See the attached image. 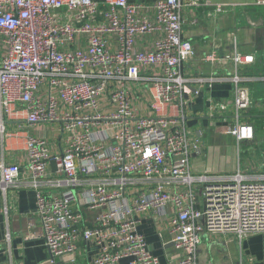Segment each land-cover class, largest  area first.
Listing matches in <instances>:
<instances>
[{
	"label": "built area",
	"instance_id": "2783aa9c",
	"mask_svg": "<svg viewBox=\"0 0 264 264\" xmlns=\"http://www.w3.org/2000/svg\"><path fill=\"white\" fill-rule=\"evenodd\" d=\"M201 6L216 18L264 0H0L2 138L17 134L8 121L25 120L59 123L65 140L58 153L40 137L25 141L27 182L37 192L35 215L52 264H75L80 241L91 240L99 245L95 264H162L138 230L148 212L174 213L170 242L180 255L169 264H197L206 231L240 242L264 234V154L241 161L242 144L254 150L257 142L245 118L253 105L248 82L264 75L241 74L239 66L256 55L243 53L235 32L221 60L236 71L220 78L234 83V100L208 97L207 103L209 115L227 121L236 137L238 166L227 174L191 171L198 146L188 137L185 108L200 93L194 83L219 80L182 70L192 55L184 12ZM247 18L264 25V18ZM153 34L151 49L137 48ZM130 82L151 94V115L132 107ZM105 97L111 113L100 108ZM112 137L116 144L107 146ZM22 178L20 164L0 158L4 192ZM86 210H99L91 224Z\"/></svg>",
	"mask_w": 264,
	"mask_h": 264
},
{
	"label": "crops",
	"instance_id": "0c3cea01",
	"mask_svg": "<svg viewBox=\"0 0 264 264\" xmlns=\"http://www.w3.org/2000/svg\"><path fill=\"white\" fill-rule=\"evenodd\" d=\"M208 10L209 7L201 6L188 8L184 12L183 36L191 42L192 55L183 63L182 70L195 78H219L194 83L200 93L191 96V102L185 108L188 137L198 146L193 152L191 171L194 174L217 175L237 169L238 147L236 137L227 127L228 122L209 115L207 98L227 102L234 100V83L220 79L232 76L236 71L232 61L221 60L231 52L230 34L233 32L238 35L243 53L256 55L254 63L239 66L241 74L254 77L264 75V25L253 26L247 18V14L254 19L264 18V6L248 11L239 7L216 18H210ZM156 38L155 34L142 38L137 48L151 49ZM248 85L253 105L245 118L254 124L257 142L252 144L254 150L247 142L243 143L248 148L247 158L264 154V81L255 79ZM128 90L132 107L138 109L141 116L151 115L153 98L145 85L130 82ZM100 108L105 113L114 110L106 97L100 100ZM7 124L17 134L3 139L0 133V158L20 164L24 178L6 192L0 188V264H52L35 215L37 192L27 182L30 179L27 178L25 141L28 136L40 137L54 152H61L65 147L61 125L56 122L33 125L25 120H10ZM106 144L114 145L116 140L112 137ZM47 190L51 191L50 188ZM166 190L172 192L179 188L169 186ZM197 199L196 207L202 208L204 199L200 194ZM98 211L86 210L87 224L92 223ZM173 217L174 213L158 217L148 212L138 222L139 232L144 235L150 251L160 257L162 264H169L170 259H177L180 255L170 242L169 228ZM98 250L96 241H80L75 264H95ZM120 264L130 263L122 260ZM197 264H264V234L250 236L240 242L234 234L206 231L202 234Z\"/></svg>",
	"mask_w": 264,
	"mask_h": 264
},
{
	"label": "rangeland",
	"instance_id": "374dc122",
	"mask_svg": "<svg viewBox=\"0 0 264 264\" xmlns=\"http://www.w3.org/2000/svg\"><path fill=\"white\" fill-rule=\"evenodd\" d=\"M6 126H7V129H8L9 131H11V129L9 128L8 124H7ZM51 132H52V131H51ZM250 149H251V148H250ZM250 149H249V150H250ZM247 150H248V148H247L245 145L242 144V148H241V161H242V165H244V163H245V161H246V159H247V156H246Z\"/></svg>",
	"mask_w": 264,
	"mask_h": 264
}]
</instances>
